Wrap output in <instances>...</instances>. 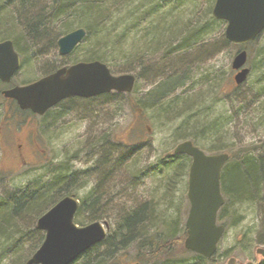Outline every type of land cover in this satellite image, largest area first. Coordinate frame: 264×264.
<instances>
[{"label":"rangeland","instance_id":"374dc122","mask_svg":"<svg viewBox=\"0 0 264 264\" xmlns=\"http://www.w3.org/2000/svg\"><path fill=\"white\" fill-rule=\"evenodd\" d=\"M34 1L38 7H45L47 13L42 19L52 17L54 7L49 4L52 0ZM141 1L135 0L126 7L113 9L112 20L108 24L110 38L117 44L111 59L112 67L106 65L114 75L121 74L118 71L127 68L138 71L139 78L133 90L123 93L116 103L111 104H105L102 96L66 99L45 117L31 121L29 126L34 123L38 126L41 138L39 149L43 151H39L38 156L26 157L29 163L26 166L19 168L18 160L3 151L5 146L0 141V195L13 193L21 180H27L22 175L30 168L42 166L48 160L58 162L77 154V160L71 162L78 174L76 196L79 202L89 196H98L93 215H107L104 221L109 224V232L121 214L144 205L156 228L165 231L173 221L183 226L189 209L184 176L176 178L170 173L163 177L159 170L162 169L161 165L156 166V162L166 163L163 158L167 157L168 152H173L178 143L194 138L196 144L208 153L207 148L213 146L200 136L201 129L217 120L219 129L209 137L215 140L218 153L251 151L256 155L261 146L264 147V90L253 87L254 80L264 72V67L251 71L243 84L237 86L234 83L235 71L231 68V61L238 49L231 43L221 41L220 33L222 31L224 34L225 25H214L212 34L201 39L197 45L180 50L173 48L166 51L163 44H152L154 31L151 27L155 29L158 25L159 38L174 47L186 39L188 31L196 24L204 25L210 14L204 0L187 2L178 8L169 6L159 13L165 16V22L162 18L153 17L152 20H155L151 25L142 21L141 27L147 25V30L143 28V32H136L131 17L134 10L139 13L140 9H144ZM9 9L15 14L16 28H22L24 25L16 10L11 6ZM7 16H1L2 23H11ZM48 20L41 23L50 27L51 31L41 36L38 43L35 42L25 62H22V58L13 78L15 83L33 81L58 62L71 64L77 57H82L85 44L77 49L78 52L76 47L69 55H59L56 42L60 36L52 31L58 23L50 20L49 24ZM7 27L0 26V39L11 36ZM263 45L260 43L251 49L252 56L247 61L249 70L254 61L257 63L260 58L258 49ZM136 53L141 54V64L136 60L125 64L131 54ZM180 71L187 74L186 81L160 105L146 109L137 105L139 99H146L145 93L158 81ZM124 73L136 74L134 71ZM4 104L0 96V117L14 112ZM26 117L31 116L26 113L21 115V118ZM42 125L46 128L42 129ZM103 133H108V138L117 143L133 145L131 152L130 147L129 151L125 150L124 160L120 159V150L108 152L106 160L112 165H105L106 173H100V159H104V155H100L99 147H92ZM117 159L119 163H116ZM152 165L156 167L154 171H151ZM39 171L32 170L30 175L35 176ZM86 171H90L89 177H85ZM167 178L171 180L167 181ZM222 221L226 224L225 232L213 261L200 264H226L230 257L235 258L236 264H264V258L255 252L257 247H264V202L236 203L227 209ZM4 244L6 242L0 239V264H13L14 257L4 258ZM137 253L136 248L131 246L121 264L141 262ZM181 258L187 260L186 264H197L192 253H184Z\"/></svg>","mask_w":264,"mask_h":264},{"label":"trees","instance_id":"16d2710c","mask_svg":"<svg viewBox=\"0 0 264 264\" xmlns=\"http://www.w3.org/2000/svg\"><path fill=\"white\" fill-rule=\"evenodd\" d=\"M197 1L142 0L140 5L142 4V8L144 9H140L139 13L137 10H134L131 17L133 30L136 32L142 31L143 28L147 30V25H151L155 18H162V21L165 22V16L159 15L161 9L165 7L178 8L187 2L193 3ZM214 1L204 0L208 7L207 13L210 14L209 20L201 26L196 24L188 31L184 41L174 47L172 45L168 46L165 40H161V37V39L159 38L160 34L158 33L157 25L155 29L151 27L154 31L152 44L156 43L157 46L163 44L166 51L173 50V48L180 50L197 45L201 39L213 33L214 25H225L224 21L215 19L211 15ZM133 2L135 0H52L49 4L54 9L51 11L52 17H48V20L47 18L42 19L47 13L45 7H38V3L34 0H0V18L4 14L8 15L7 17L11 22L9 24L2 23V19H0V26L6 27L8 25L7 28L11 36H6L7 38L4 39L12 40L14 48L23 58L22 62H25L30 57V49H32L35 42L38 43L41 40L39 39L41 36L46 35L49 30L51 31L50 27L41 22L48 20L49 24L51 21L58 23L55 26L56 28L52 30L56 36H61L75 28L83 27L86 35L75 50L84 44L86 47L82 51V57H77L75 61L99 60L112 67L111 59L114 56L117 41H112L108 33V24L112 20L110 16L113 14V9H118L122 6L126 7ZM10 6L16 10L19 20L24 25L22 28H16L15 14L9 12ZM153 17L155 18L152 20ZM142 21L147 25L141 27ZM9 25L11 26L9 27ZM126 29L129 30L128 28ZM122 34L126 35L127 33L123 32ZM55 38L54 41H56ZM220 39L223 43L230 44L225 39L222 31ZM260 43H264V30L251 43H246L242 46L230 45L237 47V49H246L248 58H251V49ZM257 55L260 58L257 63L255 60L254 65H251L249 74L253 70L264 67V45L258 49ZM254 58L256 59V55ZM132 60L139 61L140 65L141 54H131V58L127 59L128 62L125 64H129ZM111 70L117 71L113 68ZM123 70L118 71V73L134 71L136 73V80L139 78V72L135 71V69L127 68ZM186 77L185 71L173 72L167 75L158 81L152 89L148 90L144 96L146 99L144 101L139 99L136 102L137 105L144 109L160 105L175 88L184 84L187 79ZM263 84L264 72L257 75V78L254 80V86L253 83L249 85H252L254 89L262 87L261 89L264 90ZM258 92H262V90ZM122 95L123 93L110 92L99 96L105 99V104H111L116 103L117 98ZM95 97L90 99H94ZM10 108L14 111L13 115L19 114L20 111L17 107V109ZM45 128L42 125V129ZM218 129L217 120L208 123V126L207 124L202 126L201 129L202 133L200 136H203V139L213 146L207 148V152L210 154L219 152V149L215 148V140L209 137L211 133L218 131ZM109 136L108 133H103L97 139L100 144L94 143L92 146L95 148L99 147L100 155H104V159H100V173L105 171V165H108V167L112 165L110 161L107 162L106 160L108 152L110 150H119L117 149L119 148L117 144L114 145L111 139L108 138ZM191 141L194 145L198 146L194 138ZM109 142L112 146H104ZM261 147L260 152L256 155L251 151L236 152L238 154L234 153V151L227 152L229 158L221 170L220 177V188L224 197V203L218 213V221L225 227L226 224L222 220L226 216L227 209L234 204H258L264 202V147ZM132 150L133 145H131L130 152ZM74 159L77 160V154L58 162L48 160L42 166L30 168L22 175L27 180H21L22 182L13 189V193L0 195V239L3 240V243L4 241L6 242L4 244V258L11 259V257H14L13 264H23L42 243L44 232L35 227L36 220L63 197L73 194L76 196L75 192L79 183H77V169H74L71 165ZM188 160L186 155H179L178 157L168 156L164 159L166 163L162 164L161 167L165 172L172 173L176 178L185 176L184 172L187 170ZM119 161L117 160L116 163H119ZM32 170L40 171L35 176H32L30 175ZM84 175L85 177H89L90 171L84 172ZM170 180L167 178V181ZM97 200V195L80 200L74 216L76 224L83 226L94 221L104 220L107 217V215H93L92 210ZM145 208H147L146 205L121 214L117 221H115L116 225L110 232L108 231L105 238L83 252L71 264H121V261L125 258V254H127V250L131 246H134L138 251L137 258L138 261H141L138 264H186L187 260L181 258L184 253H192L193 258L197 260V264L203 261L206 263L213 261L215 255L207 259L184 248L183 240L186 237L184 225H178L177 221H173L172 225L167 227V230L159 231L156 228V223L151 221L152 217L149 216L148 210ZM83 209H87V211H83Z\"/></svg>","mask_w":264,"mask_h":264},{"label":"water","instance_id":"95a60500","mask_svg":"<svg viewBox=\"0 0 264 264\" xmlns=\"http://www.w3.org/2000/svg\"><path fill=\"white\" fill-rule=\"evenodd\" d=\"M212 15L225 21L224 37L233 44L250 43L264 30V0H215ZM85 35V29L79 27L60 37L57 41L59 54L71 53ZM246 61L245 49L237 51L231 61V68L237 70L233 76L237 85L245 82L249 73ZM19 67V56L12 41H1L0 81H10ZM134 83L133 73L114 75L105 63L92 60L59 68L34 82L14 86L2 93L14 99L20 109L42 115L65 98H88L111 91L127 93L133 89ZM175 153L190 155L192 159L188 172L190 208L185 221L184 248L210 258L224 233V226L217 224V212L224 203L220 192V174L229 155L206 154L191 141L177 145ZM77 208V198L66 196L36 220L35 227L44 231V239L24 264H71L105 238L108 223L94 221L79 226L74 222ZM255 252L264 258V247H257ZM226 264H236L235 258L230 257Z\"/></svg>","mask_w":264,"mask_h":264},{"label":"flooded vegetation","instance_id":"af4514ba","mask_svg":"<svg viewBox=\"0 0 264 264\" xmlns=\"http://www.w3.org/2000/svg\"><path fill=\"white\" fill-rule=\"evenodd\" d=\"M19 54V53H18ZM20 62L22 60V57L20 56ZM71 64L68 63H62L58 62L53 68H50L47 72H45L42 76H45L47 74L55 72L57 69L69 66ZM14 76L11 78L9 82H2L0 81V96L4 101V105H7L9 108L13 107L14 109H17L18 106L16 102L13 99L6 98L3 96L2 91L5 89L12 88L15 85H23L28 82H19L15 83L14 82ZM31 82V81H29ZM56 105L55 107H57ZM17 107V108H16ZM54 108V107H53ZM53 108L47 110L42 116L37 115L32 113L30 110H18L20 111L19 114L11 115V113H8L6 117H2L0 119V141L3 146V151L6 152V154H9L12 158H14L16 161L18 160L19 162V168L22 166H26V164H29L26 161V157H34L39 155V151H43L39 149L40 144L39 142L41 141V138L39 137V132H38V126L36 123L33 125L29 126L31 121H35V119H39L42 117H45ZM28 114L31 117H26V118H21L22 114ZM8 138V139H6ZM6 139V140H5ZM6 144V145H5ZM117 144V149L120 150V159L124 160L125 155L124 152L127 149L129 151V144L127 143H116ZM118 150V151H119ZM174 156H179V155H172ZM190 158V157H189ZM119 160V159H117ZM191 160V158H190ZM185 171V170H184ZM184 171H179V172H184ZM188 169L184 172L185 176L183 180H186V186L188 185ZM187 198V197H186ZM139 207H134L133 210L138 209ZM132 210V209H131Z\"/></svg>","mask_w":264,"mask_h":264},{"label":"bare ground","instance_id":"6f19581e","mask_svg":"<svg viewBox=\"0 0 264 264\" xmlns=\"http://www.w3.org/2000/svg\"><path fill=\"white\" fill-rule=\"evenodd\" d=\"M104 146H108V147H110V146H112V144L109 142V143L105 144ZM155 168H156V167L152 165V167H151V171H154ZM159 170L161 171L160 174H161L163 177H167V176L169 175V173H168V172H165L164 169H159Z\"/></svg>","mask_w":264,"mask_h":264}]
</instances>
